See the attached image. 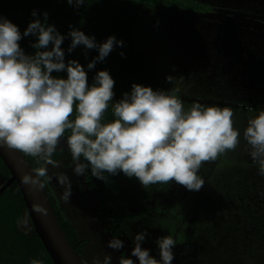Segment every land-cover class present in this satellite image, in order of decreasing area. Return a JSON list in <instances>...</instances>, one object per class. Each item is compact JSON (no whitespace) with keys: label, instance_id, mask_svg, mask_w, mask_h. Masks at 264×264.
I'll return each mask as SVG.
<instances>
[{"label":"clouds","instance_id":"clouds-1","mask_svg":"<svg viewBox=\"0 0 264 264\" xmlns=\"http://www.w3.org/2000/svg\"><path fill=\"white\" fill-rule=\"evenodd\" d=\"M74 8L87 5L88 0H67ZM31 19L23 32L18 25L0 15V146L7 145L25 155L44 161L35 175L25 173L21 182L33 188H42L47 180L48 163H55L52 154L66 137L67 149L77 175L104 178V174L123 172L135 177L141 186L168 184L170 181L197 191L205 183L199 174L202 164L215 161L240 142V129L233 126L230 106L204 104L193 101L185 107L178 87L157 88L133 82L115 100L112 120L102 117L114 100V78L107 69L96 71L91 83L87 70L102 62L113 48L123 45L114 34L103 41L86 34L80 27L69 26L62 34L48 22L45 10L42 18L33 9ZM35 37L33 53H27L19 44L24 37ZM70 38L65 50L62 43ZM96 49L97 55L82 65L77 59H66L77 46ZM124 55L123 52L120 53ZM87 56V51H85ZM64 75H53V72ZM166 80L173 82L171 74ZM75 105V116L70 119ZM66 130L70 134L65 136ZM248 155L264 176V109L250 116L243 130ZM64 186L61 199L70 201L71 180L66 173L57 177ZM33 211L45 215L47 209L39 202ZM26 222V221H25ZM146 229L134 236L131 255L120 258L119 264H171L173 247L178 243L173 233L156 239L159 259L150 250L141 247ZM112 249H121L124 241L113 236L107 241ZM29 264H44L31 259ZM93 264H112V256L94 257Z\"/></svg>","mask_w":264,"mask_h":264},{"label":"trees","instance_id":"trees-1","mask_svg":"<svg viewBox=\"0 0 264 264\" xmlns=\"http://www.w3.org/2000/svg\"><path fill=\"white\" fill-rule=\"evenodd\" d=\"M178 3L179 0H88L87 5L74 8L67 0H0V15L16 23L23 32L34 18L31 15L33 9L41 18L46 10L48 22L62 34L67 33L72 25L94 35L98 42L110 34L122 39V46L113 48L102 62L98 61L94 68L87 70L89 83L99 69L109 70L114 78V100L109 101L102 117V121H108L114 118L112 109L115 100L124 91L130 90L133 82L151 85L154 89L178 87L180 92L177 95L185 107L196 100L186 98L191 86L184 89V86L167 81L156 59L136 41L143 28L140 7L160 9L166 5L177 6ZM34 40L32 35L24 36L19 44L27 53H33ZM69 43L70 38H66L62 47L66 50ZM95 55L96 49L86 50L83 45L77 46L71 53L66 51V59L75 58L84 66ZM53 75L64 73L54 71ZM210 95L208 92L195 94L201 103L230 106L234 113L233 126L240 129L241 136L234 150L220 154L215 161L202 164L199 174L205 183L199 190H188L180 185V196L187 212L185 225L192 227L184 236L188 242L186 246L191 247V264H264V176L257 174V167L248 155L249 146L243 138L248 118L264 106H239L236 102L229 103ZM74 116L75 105L70 119ZM66 131L70 134V130ZM26 156L34 168L44 166V161ZM52 158H55L53 154ZM0 172L5 179L11 175L1 157ZM111 181L123 195L137 202L142 195L166 189L169 185L141 186L135 177L129 178L123 172L112 175ZM55 209L72 246L82 251L86 241L79 238L71 223L61 216L58 208ZM25 213L27 208L23 195L14 182L0 194V264H29L31 259L55 264L34 228L31 233L20 230L19 223Z\"/></svg>","mask_w":264,"mask_h":264},{"label":"flooded vegetation","instance_id":"flooded-vegetation-1","mask_svg":"<svg viewBox=\"0 0 264 264\" xmlns=\"http://www.w3.org/2000/svg\"><path fill=\"white\" fill-rule=\"evenodd\" d=\"M146 8L160 13L163 35L167 42L176 44L177 58L172 54V63L182 74L175 75L169 67L172 63H167L174 84L195 87L201 94L208 92L209 97L239 106H264V0H179L177 6ZM68 134L66 131L65 136ZM53 155L52 160L61 170L54 175L47 169L45 185L54 207L71 223L79 238L86 241L78 252L88 264L94 257L102 259L103 252L110 253L119 264L120 258L131 255L136 243L134 236L142 230L143 221L153 218L155 210L168 213L164 205L178 204L182 199L180 184L175 181H170L166 189L142 195L137 202L115 188L112 175L105 173L104 178H97L90 171L77 175L64 136ZM63 173L71 180L69 202L60 198L64 186L57 177ZM176 187L178 195L174 192ZM171 188L174 190L169 194ZM170 195L172 201L166 198ZM158 201L161 206L155 209ZM68 204L74 210H69ZM113 236L124 241L121 249L108 246L107 241ZM187 243L184 240L176 244L177 258L171 264H191V247ZM132 259L138 264L135 256Z\"/></svg>","mask_w":264,"mask_h":264},{"label":"rangeland","instance_id":"rangeland-1","mask_svg":"<svg viewBox=\"0 0 264 264\" xmlns=\"http://www.w3.org/2000/svg\"><path fill=\"white\" fill-rule=\"evenodd\" d=\"M139 10L143 16V28L142 31L136 37L137 44L145 52H147L152 57H154V59H156L164 77H166V75L170 73L168 71L169 67L176 72L175 75L182 74V72L178 71V66L172 63L174 59V56L172 54H175L176 55L175 58H177V47L176 44L174 45L171 44L169 40L167 42L166 40L167 38L162 34L161 21L159 18L160 13L154 12L146 7H140ZM169 62H171L172 64L168 67L167 63ZM184 89H186V87ZM188 91L189 92L186 98H188L189 100L196 99L195 101H197L198 98H196L195 94H197V92L199 91L196 88H192V87H190ZM46 166L47 169L51 171L52 174L54 175L59 174L61 170L59 164L48 163ZM4 181L5 178L3 174L0 172V185ZM172 190L174 189L171 188L169 194L173 192ZM174 192L176 195L179 194V190H177V187L175 188ZM166 198L168 201H172L171 195L169 197L166 196ZM149 200L152 203L155 202L154 200L151 199ZM179 201L180 202L178 204L172 203L170 205L169 203V205H164V208L167 209L168 213L165 212L164 209H159L161 206V201H158V203L154 204L155 205L154 207H156L155 209H159V210H155L153 212V215H151V217H153L157 221L154 220L153 218H147L143 221L140 227L142 228V230L146 229V238L143 241H141V247L148 248L150 250V255H153L157 259H159V248L158 245L156 244V239L158 237L167 235L168 231H170L175 235L178 242L183 243L185 240L184 236L187 234V230L192 228L191 225H187V226L185 225L186 223L185 218L187 216V212L184 205L185 202L183 201V199ZM69 206L70 204H68L69 210L71 211L74 210V207L72 208ZM19 226H20V230L23 232L31 233L33 231V224L27 213L24 214V218L23 220L20 221ZM80 234L83 235L82 232H80ZM177 247L178 245H175L173 247L174 259L177 258V254L175 253ZM85 251L86 254L87 248ZM103 254H105V252H103ZM84 262L85 264L86 263L88 264V261L85 258H84ZM91 264H93V260H91ZM112 264H118V263L115 259H112Z\"/></svg>","mask_w":264,"mask_h":264},{"label":"water","instance_id":"water-1","mask_svg":"<svg viewBox=\"0 0 264 264\" xmlns=\"http://www.w3.org/2000/svg\"><path fill=\"white\" fill-rule=\"evenodd\" d=\"M0 157L9 169L11 175L0 185V194L16 182L23 195L27 213L32 221L34 231L41 238L44 247L55 264H85L80 253L63 229L56 214L50 193L44 184L42 188H33L21 182L25 173L35 175L34 166L22 152L7 145L0 146ZM39 202L46 207L47 213L40 215L33 211L32 205Z\"/></svg>","mask_w":264,"mask_h":264},{"label":"crops","instance_id":"crops-1","mask_svg":"<svg viewBox=\"0 0 264 264\" xmlns=\"http://www.w3.org/2000/svg\"><path fill=\"white\" fill-rule=\"evenodd\" d=\"M24 218V217H23ZM23 220V219H22Z\"/></svg>","mask_w":264,"mask_h":264}]
</instances>
